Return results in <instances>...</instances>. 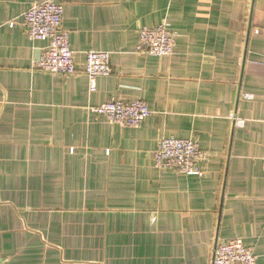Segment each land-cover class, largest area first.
Instances as JSON below:
<instances>
[{"label": "crops", "instance_id": "0c3cea01", "mask_svg": "<svg viewBox=\"0 0 264 264\" xmlns=\"http://www.w3.org/2000/svg\"><path fill=\"white\" fill-rule=\"evenodd\" d=\"M43 1L0 0V259L210 264L216 242L238 239L264 264V0H52L66 77L33 70L46 43L22 16ZM162 23L172 54H138L140 29ZM90 50L112 67L94 91ZM117 97L146 103L140 127L92 111ZM171 137L207 153L200 175L154 166Z\"/></svg>", "mask_w": 264, "mask_h": 264}, {"label": "built area", "instance_id": "2783aa9c", "mask_svg": "<svg viewBox=\"0 0 264 264\" xmlns=\"http://www.w3.org/2000/svg\"><path fill=\"white\" fill-rule=\"evenodd\" d=\"M21 29L30 41L45 42L40 57L34 62L33 70L66 77L76 73L69 48V34L63 27V7L52 0L34 2L22 16ZM255 32H258L255 30ZM174 34L162 23L139 31L136 52L155 57L169 56L174 48ZM84 74L90 91L96 87V78L112 73L110 53L90 50L85 55ZM250 97V96H246ZM92 111L102 115L110 124L122 128H138L150 115L146 103L141 99L126 101L110 98ZM236 126L243 121L234 119ZM207 153L198 143L190 139L160 138L154 150V166L160 170H171L186 175H200L199 163ZM264 170V156L261 158ZM256 258L238 239L216 242L210 264H255ZM0 264H6L0 259Z\"/></svg>", "mask_w": 264, "mask_h": 264}]
</instances>
